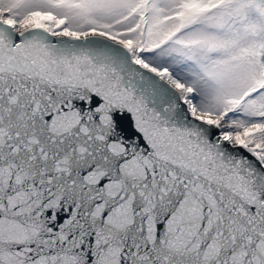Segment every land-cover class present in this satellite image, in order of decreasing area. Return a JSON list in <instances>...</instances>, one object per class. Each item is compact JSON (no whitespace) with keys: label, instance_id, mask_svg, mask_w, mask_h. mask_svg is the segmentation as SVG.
Returning a JSON list of instances; mask_svg holds the SVG:
<instances>
[{"label":"snow or ice","instance_id":"1","mask_svg":"<svg viewBox=\"0 0 264 264\" xmlns=\"http://www.w3.org/2000/svg\"><path fill=\"white\" fill-rule=\"evenodd\" d=\"M0 264H264V0H0Z\"/></svg>","mask_w":264,"mask_h":264}]
</instances>
